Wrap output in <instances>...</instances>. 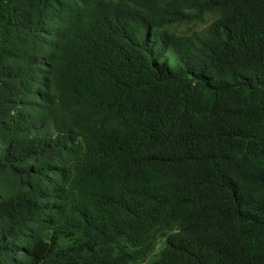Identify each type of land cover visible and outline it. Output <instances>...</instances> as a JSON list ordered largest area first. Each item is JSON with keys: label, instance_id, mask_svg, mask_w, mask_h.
<instances>
[{"label": "trees", "instance_id": "16d2710c", "mask_svg": "<svg viewBox=\"0 0 264 264\" xmlns=\"http://www.w3.org/2000/svg\"><path fill=\"white\" fill-rule=\"evenodd\" d=\"M0 264H264V0H0Z\"/></svg>", "mask_w": 264, "mask_h": 264}, {"label": "rangeland", "instance_id": "374dc122", "mask_svg": "<svg viewBox=\"0 0 264 264\" xmlns=\"http://www.w3.org/2000/svg\"><path fill=\"white\" fill-rule=\"evenodd\" d=\"M143 3H160L163 0H142ZM216 18L213 13H205L202 18L192 21H176L169 25L170 29L180 34H191L195 31H202L210 25V23ZM164 243V238H159L157 245L153 253L150 255L148 260L152 259L153 256L161 249Z\"/></svg>", "mask_w": 264, "mask_h": 264}]
</instances>
